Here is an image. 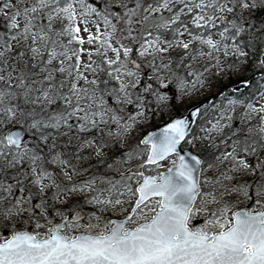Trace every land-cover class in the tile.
Wrapping results in <instances>:
<instances>
[{"label": "snow or ice", "instance_id": "1", "mask_svg": "<svg viewBox=\"0 0 264 264\" xmlns=\"http://www.w3.org/2000/svg\"><path fill=\"white\" fill-rule=\"evenodd\" d=\"M0 264H264V0H0Z\"/></svg>", "mask_w": 264, "mask_h": 264}, {"label": "rangeland", "instance_id": "2", "mask_svg": "<svg viewBox=\"0 0 264 264\" xmlns=\"http://www.w3.org/2000/svg\"><path fill=\"white\" fill-rule=\"evenodd\" d=\"M234 80H236L235 75L232 77V81L231 82H233ZM225 83H228V79L227 78H225ZM237 84H238L237 82H233L231 85H229V87L236 86ZM190 86H191V81H190ZM174 87L175 86L173 85V88ZM215 91H216L215 88L209 89L207 86H204L203 88H199V86H198V90L196 92H194V93L189 94V97H188V99L185 100V103L183 105H180L179 107L181 109H184L185 106L190 105L192 103L205 102V99H207L208 102H211L215 98L214 95H213L215 93ZM177 95H179V92H177ZM146 128L148 130H150L151 129V124L146 125ZM197 147H198V145H197ZM86 152H92V149H87ZM94 162H96L95 155H93L90 159H88L84 163V166L87 167L88 164H92ZM133 162L134 161L129 162V163H133ZM102 165L103 164H101V166ZM56 170L59 171V169H56ZM152 171L154 172L155 169H152ZM79 195L82 196V195H84V193H81ZM71 202H72L71 200H64L63 204H64L65 207H67V206L71 205ZM86 207L90 208L91 206H86Z\"/></svg>", "mask_w": 264, "mask_h": 264}, {"label": "trees", "instance_id": "3", "mask_svg": "<svg viewBox=\"0 0 264 264\" xmlns=\"http://www.w3.org/2000/svg\"><path fill=\"white\" fill-rule=\"evenodd\" d=\"M233 82H237V83H238L237 80H234ZM233 82H231L229 85H231ZM181 110H183V109H181ZM131 162H132V161H131ZM92 165H94L95 167H98V168H100V169H103V167H104V165L101 166V164H97V162L92 163ZM71 205H72V202H71ZM71 205H69V206H67V207L70 208Z\"/></svg>", "mask_w": 264, "mask_h": 264}, {"label": "water", "instance_id": "4", "mask_svg": "<svg viewBox=\"0 0 264 264\" xmlns=\"http://www.w3.org/2000/svg\"><path fill=\"white\" fill-rule=\"evenodd\" d=\"M236 87H241V88H242L243 86H241V85H238V86H236ZM202 103H204V102H202Z\"/></svg>", "mask_w": 264, "mask_h": 264}]
</instances>
